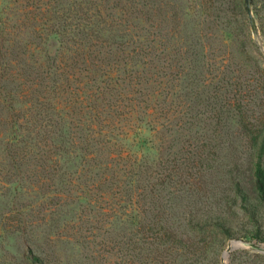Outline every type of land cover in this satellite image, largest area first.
<instances>
[{
  "label": "trees",
  "instance_id": "obj_1",
  "mask_svg": "<svg viewBox=\"0 0 264 264\" xmlns=\"http://www.w3.org/2000/svg\"><path fill=\"white\" fill-rule=\"evenodd\" d=\"M78 1L0 0V256L22 241L25 264H51L36 233L48 219L54 236L76 228L67 208L93 223L112 211L123 264H222L231 240L264 243V0L256 32L246 0ZM219 32L263 64L205 61ZM181 81L187 121L167 100ZM177 125L195 139L179 166L161 138ZM33 193L54 202L47 221L22 202ZM229 264L264 253L235 250Z\"/></svg>",
  "mask_w": 264,
  "mask_h": 264
},
{
  "label": "rangeland",
  "instance_id": "obj_2",
  "mask_svg": "<svg viewBox=\"0 0 264 264\" xmlns=\"http://www.w3.org/2000/svg\"><path fill=\"white\" fill-rule=\"evenodd\" d=\"M62 1L66 8L70 7L69 5H73V1L79 2L78 0ZM73 7L75 8L76 6L73 5ZM74 11L76 15V9H74ZM257 44L259 45L264 58V44L262 42H258V40ZM59 46V40L54 37L51 47L53 52H56ZM209 49L210 50L205 53L206 56L204 60L217 63V65L224 66L228 64L232 66L233 69H238L240 67L246 68L249 66V68L252 69L256 67L257 62L263 64L262 60L252 52L246 51L243 54H239L234 47L229 46L228 42L226 44L225 38L220 37V32L217 33V36L211 39ZM184 87L185 86L181 81L177 84L175 96L171 97V95H169L167 100H174V103H176L174 105L180 104L185 106L182 109L183 112L181 113V116H183L184 120L187 121L189 120V116H191V111L188 108V105L191 103L186 97H184L185 92L182 89ZM192 87H195L194 89L196 91V86ZM201 89L202 86H198V90L200 91ZM176 117L181 118L179 113L176 114L175 118ZM180 125L183 124L180 123ZM175 130L172 133L169 132L161 137L162 144L164 145L163 157L166 159H173L174 163L179 166L188 162L187 160L193 153L192 151L195 139L192 138L194 131H189L187 128H179L178 125ZM224 155L225 153L223 152L215 153L213 157L216 159L218 158L215 165L218 163L220 165L228 163V160L224 159ZM182 167H184V165ZM237 170H239L240 173L244 172V170H240L239 167ZM40 197V195L37 197L33 193L31 197H28L26 201L22 200V202L29 204V206L33 204V214L36 219L39 218V220H42L45 218L43 220H46L45 212L48 209V215L50 217L51 211L54 210V202L48 201V205L47 202L41 204ZM82 209L83 208L80 210H71V208L65 209L69 212L67 220H77L75 222L77 227L67 228L65 230H62L61 228L57 229L56 232H58L59 235L54 236V231L49 233L47 224H51L52 221L50 219H48V221L46 220V223H41V226L36 233V237L40 238V248H36L34 253L42 254L50 261L51 264H123L125 260L123 255L126 254L127 250V245H124V242L126 241L125 234L128 232L123 230L122 224H118L117 226V221L115 222V214H113L112 211L101 209V211L97 214V217H99L97 218V222L93 223L88 222V215L86 211L83 212ZM261 213L264 216V204L261 207ZM262 225L264 227V221ZM46 234H51V236H54V239L48 238ZM251 243L255 244V241L250 242V244ZM250 244L247 243L246 249H253ZM258 245L264 249V243ZM1 253H3L4 256H0V264H25L22 257V241H17L14 245H12V249L9 248L7 250H3ZM231 253L227 255L228 257L226 259H223V257L221 258L222 264H229V257Z\"/></svg>",
  "mask_w": 264,
  "mask_h": 264
},
{
  "label": "water",
  "instance_id": "obj_3",
  "mask_svg": "<svg viewBox=\"0 0 264 264\" xmlns=\"http://www.w3.org/2000/svg\"><path fill=\"white\" fill-rule=\"evenodd\" d=\"M252 2L253 0H246V6H247V11H248V16H249V21L251 25V29L253 32H256V20L254 17V14L252 12ZM247 243L250 244V242L243 241V240H231L226 247V250L223 253V259H226L229 255V253L239 250V249H246ZM251 247L256 250L257 252L264 253V249L261 248L258 244L251 243Z\"/></svg>",
  "mask_w": 264,
  "mask_h": 264
}]
</instances>
